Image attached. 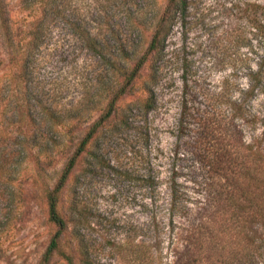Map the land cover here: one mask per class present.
Here are the masks:
<instances>
[{
  "label": "rangeland",
  "instance_id": "rangeland-1",
  "mask_svg": "<svg viewBox=\"0 0 264 264\" xmlns=\"http://www.w3.org/2000/svg\"><path fill=\"white\" fill-rule=\"evenodd\" d=\"M242 1L257 3L256 12L239 11L234 5ZM154 2L160 9L166 0ZM7 3L17 10L15 0ZM150 35V28L133 35L137 54H124L119 65L136 62ZM171 40L169 49L181 53L155 85L152 107L145 112L141 105L146 62L100 122L115 84L112 68L84 49L44 48L32 81L46 99L45 87L60 120L47 145L40 113L30 123L0 92V264L39 262L57 229L48 219L47 193L95 122L60 191L67 226L48 264H137L126 248L141 241L159 243L161 264H171L170 238L179 226L171 231L168 203L173 189L182 200L203 189L196 161L210 142L199 141L203 119L220 123L222 135L213 133L219 138L264 146V0H200ZM0 59L1 76L7 70L1 44ZM259 234L264 253V228Z\"/></svg>",
  "mask_w": 264,
  "mask_h": 264
},
{
  "label": "trees",
  "instance_id": "trees-1",
  "mask_svg": "<svg viewBox=\"0 0 264 264\" xmlns=\"http://www.w3.org/2000/svg\"><path fill=\"white\" fill-rule=\"evenodd\" d=\"M199 1L166 0L159 9L154 0H15L17 10L13 11L7 0H0V44L7 68L0 76V92L6 91L8 99L14 98L10 105L24 113L30 123L35 121L33 115L40 113L39 122L47 121V145L49 132H58L59 114L53 110L52 97L45 87L42 85L46 99L32 80L36 66L45 62L47 54L42 50L67 45L87 50L102 62L104 69L112 68L115 74V84L107 90L110 96L105 112L97 122L110 117L117 99L129 91L146 62L150 74L144 87L147 97L141 105L147 112L154 102L155 85L181 53L168 46L174 26L183 28ZM234 6L254 14L258 4L242 1ZM149 28L150 39L141 56L136 62L128 59L130 65L124 69L119 65L123 55L127 58L137 54L132 36L141 38ZM97 122L88 129L58 183L47 193L48 219L57 229L37 264H48L58 249L67 226L60 213V191L78 156L96 133ZM202 126L199 141L210 140L200 160H196L203 171L198 183L204 185L203 189L184 200L173 189L168 203L171 231L179 226V232L170 238L171 264H263L259 231L264 228V146L245 143L241 138H219L223 127L206 118ZM175 217L182 222L177 224ZM126 251L134 255L137 264H161L159 243L152 246L141 241L127 246Z\"/></svg>",
  "mask_w": 264,
  "mask_h": 264
}]
</instances>
